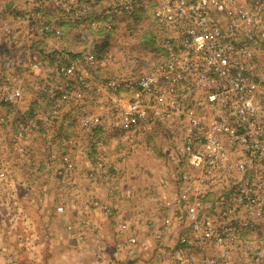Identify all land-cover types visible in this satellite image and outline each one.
Masks as SVG:
<instances>
[{"label":"built area","instance_id":"obj_1","mask_svg":"<svg viewBox=\"0 0 264 264\" xmlns=\"http://www.w3.org/2000/svg\"><path fill=\"white\" fill-rule=\"evenodd\" d=\"M94 1L102 4L99 15L109 26L121 15H136L146 3ZM148 1L153 6L160 59L136 77L108 74L97 80L93 48L80 53L55 50L51 64L14 57L1 63L13 73L10 77L0 70L2 101H21L28 74L46 73L52 83L43 84L48 107L33 108L16 119V138L40 128L54 133L65 118V106L85 103L90 90L95 101L99 93L107 92L110 120L86 111L84 105L77 118L81 129L91 134L92 149L100 154L89 177L108 170L101 155L106 145L96 130L105 129L130 142L134 134L156 126L172 141L176 167L190 168L179 172L174 200L167 202L176 206L181 225L176 264H242L241 257L264 264V0ZM27 2L30 9L23 19L36 22L48 38L63 35L62 27L47 13L54 9L70 14L69 20L78 26L97 28L101 22L86 20L91 7L85 0ZM58 140L69 149L76 147L71 134L59 133ZM134 148L129 144L127 153ZM64 161L65 171L75 168L69 156ZM62 175L69 180V173ZM94 203L99 205L97 200ZM57 211L62 212L63 206ZM259 231L262 238L245 235ZM158 232V239L164 238V232ZM130 242L137 240L132 237ZM182 248L188 250V258ZM199 252L201 256L195 257Z\"/></svg>","mask_w":264,"mask_h":264},{"label":"rangeland","instance_id":"obj_2","mask_svg":"<svg viewBox=\"0 0 264 264\" xmlns=\"http://www.w3.org/2000/svg\"><path fill=\"white\" fill-rule=\"evenodd\" d=\"M85 1L91 7L90 15L86 20L91 21L98 18L101 22L97 28L92 25L78 26L75 21L69 20L70 14H66L61 10L54 9V11H49L50 14L47 12L52 17V20H55L62 27L63 35L61 38L42 36L36 22L24 20V15L30 8L22 9L17 4H13L10 7L5 5L0 8V22L3 21L5 23L3 38L7 42H3L5 48L0 50V65L9 57L17 58V60L36 58L51 64L54 62L52 60V52L55 50L80 53L88 48H93L97 51L99 66L97 80H100L104 76H108V74L133 78L141 72L149 70L158 62L160 49L154 39L157 28L152 15L153 6L151 1L146 0L145 5L136 15L132 17L121 15L112 22L111 26L106 24L110 31L101 33L98 32L100 30L98 28L105 21L99 15L102 4L94 0ZM48 15H46V12L43 15L45 21H48ZM7 21L21 23L20 25L22 26L19 27V31H14L11 26L6 25ZM32 27H34V31L31 29ZM7 28L13 34L18 33L16 40L10 36ZM33 33L34 35H31ZM26 34L30 35L29 38ZM40 35L45 40H42ZM83 36L85 37L83 38ZM10 45L16 46L14 48L18 50L17 54L10 51ZM0 70L10 77L13 76L12 71L7 70L5 67L2 68L0 66ZM2 78L0 74V85ZM48 82L51 83L46 73L40 76L28 74L24 77L25 90L20 102L12 104L0 100V129H3L5 149L8 150V152L0 153V264L60 263L59 256H54L55 250L50 251L53 247V240L51 239L52 234L49 236L48 233V228H51L54 234V226L58 228L60 224V221L57 220L59 218L58 213H54V209L57 210V202H52V199H49L44 193L46 188H49L47 187L48 184L52 183L53 188L57 186L56 176H58L60 170H63L59 162V155L67 147L58 140V135L59 133L71 134L76 142L75 148L77 150L90 151L92 149L91 134L81 129L77 121V118L83 112L81 106H86L85 109L88 112L95 111L103 115L105 119L110 120L108 116L111 113L109 107L110 96L104 91L99 93L95 101V99L90 98L93 91L90 90L87 93L89 99L85 103L74 102L64 107L62 112L65 118L63 122L57 123L54 133L52 131L45 132V130L40 128V130L27 131L22 138H16L18 133L17 118H24L33 108L41 107L43 109L45 106L48 107L49 100L45 97L43 91V84ZM52 82L56 83L55 80H52ZM62 86L65 89L67 88L63 84ZM64 122L66 126H64ZM100 130H96V136H99ZM149 130L156 132L158 129L156 126H151ZM158 131L159 134L164 135L163 132ZM12 145L14 149L18 145L19 148H24V150H19V154L15 151L17 154H13L11 152ZM28 159L31 162L27 161ZM43 161L57 164V169H46L45 166L41 165ZM75 169L76 166L72 171H66L70 176L69 181L74 178ZM189 169L188 166L184 168L173 166V180L175 183L179 172L182 170L188 171ZM56 172L58 173L56 174ZM114 172L113 175L111 174L110 179L114 177L117 180L124 179L125 172L122 169H116ZM66 173L64 171V174ZM89 173L87 178L91 180H97L104 176L103 173L98 172L94 177H89ZM59 188L67 190L61 185H59ZM87 219L85 218V220ZM71 223L73 224L72 221ZM86 224L87 221H83L80 226H85ZM158 231L160 230L154 233V238L158 242L157 253L156 251L153 252L151 258L156 259L160 263L163 261L159 260L160 258L176 259L175 252L180 248L178 240L171 250L166 249L165 243L168 241V237L166 239L164 233V238L158 239L157 234L160 233ZM74 235L71 234V237L69 234L70 241L75 238ZM245 235L246 237H253L254 235L259 238L263 237L262 231L256 234L246 233ZM57 241L56 239L55 242ZM182 249L185 252V257L188 258V250L186 248ZM80 251L78 250V252ZM103 251L107 250L104 249ZM147 251L149 250L147 249ZM100 252L96 254V259L99 261L109 257L106 256L105 252L103 255ZM200 253L194 256L200 257ZM158 255L161 257H158ZM71 261L77 264L76 257L73 256ZM240 262L242 264L253 263L249 257H241Z\"/></svg>","mask_w":264,"mask_h":264},{"label":"crops","instance_id":"obj_3","mask_svg":"<svg viewBox=\"0 0 264 264\" xmlns=\"http://www.w3.org/2000/svg\"><path fill=\"white\" fill-rule=\"evenodd\" d=\"M13 4L22 9L29 8L27 0H0V8ZM4 24L3 21L0 22V50L5 48L3 42L7 43L3 38ZM20 24L6 22L14 31H19L22 26ZM31 29L34 31V27ZM26 36L29 38L30 35ZM40 38L45 40L41 35ZM16 43L18 48V41ZM10 47V51L18 53L14 48L16 46ZM158 132L141 131L134 134L130 142H126L116 133L101 129L98 137L104 140L106 145V150L101 155L108 170L97 180L87 178L100 156L96 150L64 148L60 153L59 162L63 170H60V174L56 172L57 186L53 188L50 183L44 192L52 202H57V206H63L62 212L54 209V213L59 216L57 220L60 221L58 228L54 226L55 233L48 228L49 236L52 234L53 240L50 251L55 250L54 256H59V264H75L71 261L73 256L76 257L77 264H176L175 259L160 258L159 260H163L160 263L151 258L158 248V242L154 238L155 231L161 230L165 233L166 239L168 237L166 249L171 250L177 243V232L181 228L175 217L176 206L167 205L168 201L174 200L178 189L173 180L174 149L171 139ZM4 137L3 129H0V153L8 152L5 149ZM129 144L135 148L127 153ZM15 149L13 146L11 152L19 154L18 145ZM65 156L75 162V176L72 181L63 180L62 173L66 169ZM27 161L31 162L30 159ZM41 165L49 170L57 169V164L53 162L43 161ZM116 169L125 172L124 179H110ZM59 185L69 191L60 189ZM95 200L99 205H95ZM169 219L170 225L167 223ZM83 221H87V224L80 226ZM69 234H75L71 241ZM132 237L136 238V243L130 242ZM104 249L107 251H103ZM99 252L102 255L105 252L109 257L99 261L96 259Z\"/></svg>","mask_w":264,"mask_h":264},{"label":"trees","instance_id":"obj_4","mask_svg":"<svg viewBox=\"0 0 264 264\" xmlns=\"http://www.w3.org/2000/svg\"><path fill=\"white\" fill-rule=\"evenodd\" d=\"M103 24H101L100 26V30H98L99 33L103 32V31H110L109 28L106 27V21L102 22Z\"/></svg>","mask_w":264,"mask_h":264}]
</instances>
